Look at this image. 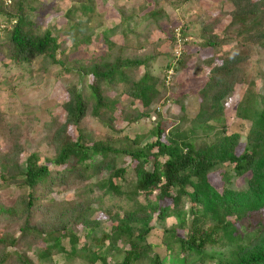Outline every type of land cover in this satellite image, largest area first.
<instances>
[{"label": "trees", "instance_id": "trees-1", "mask_svg": "<svg viewBox=\"0 0 264 264\" xmlns=\"http://www.w3.org/2000/svg\"><path fill=\"white\" fill-rule=\"evenodd\" d=\"M69 1L66 16L79 13L86 24L79 22L77 35L61 41L37 23L39 0H0L7 25L0 28L7 36L2 57L18 67L49 61L57 67L54 81L67 93L59 105L63 122L52 116L40 129L35 106L22 91L16 92L18 122L8 120L9 102L0 106V264H64V256L81 264H109V258L113 264H174L176 258L180 264H264V58L253 59V52H264V0H228L233 9L222 13L230 17L222 35L214 32L220 18L206 14L185 19L177 34L167 28L169 51L162 49L167 38L160 22L170 16L158 0L142 15L121 14V28L137 31L133 44H118L98 24L87 26L95 0ZM187 44L219 55L220 63L210 67L197 91L198 111L188 113L181 99L183 118L171 115L166 127L160 108L174 90L167 72L184 67L181 49ZM252 61L257 89L247 82ZM64 74H74L76 83ZM111 91L129 104L120 109L123 136L94 140L88 121L117 131L105 116L118 110ZM232 96L238 130L224 123V103ZM134 102L151 111L130 108ZM134 114L139 118L131 119ZM149 135L153 140L144 143ZM119 142L126 146L115 147ZM218 170L221 190L208 178ZM101 171L104 178L92 182ZM99 211L114 223L110 232L95 226ZM169 217L176 222L167 228ZM247 219L255 223L253 230L239 232Z\"/></svg>", "mask_w": 264, "mask_h": 264}, {"label": "rangeland", "instance_id": "rangeland-1", "mask_svg": "<svg viewBox=\"0 0 264 264\" xmlns=\"http://www.w3.org/2000/svg\"><path fill=\"white\" fill-rule=\"evenodd\" d=\"M11 0H5V3ZM176 0H158V5L162 7V9L170 16L167 20H162L160 22L164 34L163 36L167 38L166 43L162 47L165 51L171 50L168 44V33L166 32L167 28L172 29L176 34L181 28L183 22L185 21H195L200 15H202L203 19L205 18V14L211 18L219 17L220 22L214 29V32L217 34H223L226 32V26L230 20V17L227 15H223V11L229 12L233 9L228 0H189L187 3H182L179 7H174L172 4ZM9 2V3H10ZM8 3V4H9ZM157 3L154 0H107L106 3H103L100 0L94 1L95 11L92 14V20L87 23V26H94L96 24L99 25V28L102 30H109V36H112L115 42L118 44H123V41H129L135 43V37L137 36V31H131L130 29H122L120 26V16L121 14H129L133 12L134 15H142L145 12L153 9ZM40 14L36 19L37 23L44 28L52 29L54 35L58 36L59 39L66 40L67 36L73 38L77 35L76 27L79 22L82 24H86L85 20L80 21L79 13H74L69 17L66 16V11L71 6V2L69 0H39L38 3ZM189 11L191 15H185L184 11ZM221 11V12H220ZM190 18V19H189ZM189 19V20H185ZM208 21V17L205 19ZM6 25L3 18H0V28H4ZM135 29V27H134ZM100 31V30H98ZM162 35V33H160ZM125 38V39H124ZM99 39V38H98ZM129 40V41H128ZM7 41L6 33H2L0 31V44ZM228 41L227 44L223 47V51L228 50L235 42ZM67 45L70 44L69 41L66 42ZM131 44V43H130ZM137 44V43H136ZM138 46V45H136ZM103 48H105L103 46ZM86 48L82 46L80 48L79 54H83V50ZM187 58L184 62V67L179 71L178 74L174 73L172 69L167 72L166 81L171 82L170 86L174 89L173 91H169L167 94V99L165 104L160 108L162 115L167 118L164 121V124L171 125L172 121L171 115H173L176 119H181L184 116V113L179 109L177 101L182 100L184 106H187L188 113L194 114L198 111V103H199V95L197 93L200 86L205 81L206 73L209 71L210 67L220 63L217 56H213L210 50H197V48L191 44L184 45L183 49ZM221 50V51H222ZM176 56H180V51L177 49L175 52ZM219 54V53H218ZM264 58V52H253V59L256 60L259 57ZM159 64V63H158ZM157 63L152 67L153 72L157 73L159 65ZM32 71V72H29ZM57 67L50 66L49 61L46 60H38L33 63L32 66L22 65V66H14L8 62L5 58L0 54V106H4V103H10L12 105V110L8 115V120L18 122L17 116H19L22 112V107L19 106L16 100V92L22 91L24 93L25 102L29 106H35L33 110V115L35 121H40L36 124L37 129L41 127L45 128L52 119V116L59 118L58 122L61 124L64 119L63 111L60 108V104L66 101L67 93L64 91L63 85L61 81H54L53 75L56 73ZM257 67H255V62L247 63V79L248 84L250 83V87L257 89L261 86L259 82H257L256 78ZM64 78H68L70 82L76 83L77 77L74 74H64ZM71 83V84H72ZM248 84L245 87H249ZM53 85V86H52ZM13 89V90H12ZM238 91H236L237 93ZM240 92V91H239ZM112 99L115 98V92L111 91L108 94ZM119 102L117 104V111L114 112H105V116L109 118L111 121H115V128L117 131H112L107 127L101 126L94 120L88 121L87 124V132L92 135L94 140H102L104 137L110 135L114 140H118L122 138L123 134L119 131L121 130L125 123L121 117L120 109L122 106L124 108H128L129 104L123 102L121 98L116 97ZM124 99V98H122ZM174 100L176 102H174ZM157 105H154L153 108H156ZM130 108H138L140 111H145L146 109L141 108L138 102H134V104ZM152 108V109H153ZM225 110V119L224 123L230 127V130H238L239 121L235 117L236 110V97L232 96L228 98V100L224 103ZM150 112L151 110H146ZM50 113V114H47ZM25 117V115H22ZM139 114L132 115L131 119H138ZM43 125V126H42ZM239 125V126H238ZM70 133L75 137V132L70 131ZM153 140V137L149 135L144 143ZM117 142V141H116ZM3 147L4 145L1 144ZM124 143H114L115 147H123ZM126 146V145H124ZM242 147V144L239 146ZM33 150H36L35 145H33ZM47 149H51L47 147ZM26 155V154H24ZM128 161V158H126ZM104 178V172L101 171L98 176L92 181L96 182V180H101ZM210 183L217 189L221 190L223 182L221 180L220 170L213 172L209 175ZM242 185V181L238 179L237 187ZM72 190H68L66 195H71ZM14 196H11V200H13ZM2 201L8 200V195L4 193L1 194ZM98 201L95 199L94 204ZM168 201L167 203H169ZM95 219L97 220V224L95 226L99 227L101 225L102 228L106 232H110L112 228H114V223L111 222L106 214L102 211H99L95 215ZM175 219L173 217H169L165 221V226L168 228L175 224ZM156 221H153V224H156ZM100 224V225H99ZM242 228L239 232L245 230V232H250L253 230L255 223L251 219L243 220L240 225ZM158 227V226H156ZM181 233V231H178ZM160 236V231L157 229L155 232V237ZM65 248L69 246L68 241H63ZM85 248H88L85 246ZM32 253H30V256ZM63 262V259H60ZM58 261V264H61ZM64 264H81L77 258H70L64 256ZM109 264H113L111 258L108 259ZM181 259L176 258L174 264H180ZM57 264V263H56ZM99 264V262H97Z\"/></svg>", "mask_w": 264, "mask_h": 264}, {"label": "built area", "instance_id": "built-area-1", "mask_svg": "<svg viewBox=\"0 0 264 264\" xmlns=\"http://www.w3.org/2000/svg\"><path fill=\"white\" fill-rule=\"evenodd\" d=\"M8 3H9V1H8Z\"/></svg>", "mask_w": 264, "mask_h": 264}]
</instances>
